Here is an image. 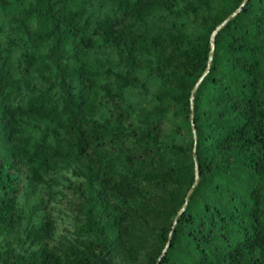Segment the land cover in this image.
I'll return each mask as SVG.
<instances>
[{
    "label": "trees",
    "instance_id": "obj_1",
    "mask_svg": "<svg viewBox=\"0 0 264 264\" xmlns=\"http://www.w3.org/2000/svg\"><path fill=\"white\" fill-rule=\"evenodd\" d=\"M0 264H264V0H0Z\"/></svg>",
    "mask_w": 264,
    "mask_h": 264
},
{
    "label": "water",
    "instance_id": "obj_2",
    "mask_svg": "<svg viewBox=\"0 0 264 264\" xmlns=\"http://www.w3.org/2000/svg\"><path fill=\"white\" fill-rule=\"evenodd\" d=\"M246 4V1L245 3L242 5V7L240 9H238L231 17H229L220 27L217 28V30L213 33L212 37H211V44H210V55H209V61H208V66H207V69L206 71L204 72V74L202 75V77L200 78V80L198 81L197 85H196V88L195 90L198 88V86L203 82V80L207 77V75L209 74L210 72V69H211V63H212V59H213V56H214V50H215V36L216 34L229 22L231 21L233 18H235L242 10V8L244 7V5ZM194 90V92H195ZM192 125H193V129H194V122H193V119H192ZM196 152V150H194V153ZM198 179H199V174L197 172L196 174V182H195V185L193 186V189L195 188V186L197 185V182H198ZM192 192V191H191ZM191 192L189 193L188 197H187V200L189 199L190 195H191ZM185 207H186V204L185 206L183 207V210L181 211L180 214H182L185 210ZM179 214V216H180ZM178 216V218H179ZM178 218L176 219L175 221V224L174 226L177 224V221H178ZM166 252V250L164 251V253ZM163 253V254H164Z\"/></svg>",
    "mask_w": 264,
    "mask_h": 264
}]
</instances>
